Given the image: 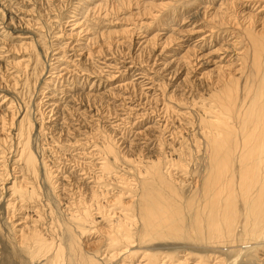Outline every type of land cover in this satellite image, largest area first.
<instances>
[{"label":"rangeland","instance_id":"1","mask_svg":"<svg viewBox=\"0 0 264 264\" xmlns=\"http://www.w3.org/2000/svg\"><path fill=\"white\" fill-rule=\"evenodd\" d=\"M241 1L0 0V121L6 126L0 132V231L19 223L16 231L35 227L48 241L64 243L66 212L90 205L97 217V209L119 192L110 183L135 184L134 174L141 176L144 165L158 159L189 192L208 176L209 139L225 142L209 127L222 118L238 142H264L261 124L238 117L225 103L235 95L234 109L244 113L260 104L252 98L253 80L264 77V47L259 73L250 60L252 41L241 31L251 21L250 33L263 44L264 10L235 6ZM246 91L249 106L243 105ZM217 97L224 100L220 107ZM23 110V142L44 164L35 173L21 170L15 157ZM108 145L120 160L117 173L105 175L99 157ZM14 180L22 190L34 189L38 199L10 197L6 190ZM89 227L73 228L77 244L104 251L106 238Z\"/></svg>","mask_w":264,"mask_h":264},{"label":"bare ground","instance_id":"2","mask_svg":"<svg viewBox=\"0 0 264 264\" xmlns=\"http://www.w3.org/2000/svg\"><path fill=\"white\" fill-rule=\"evenodd\" d=\"M262 3L264 2L261 0H242L239 5L235 6L259 8L258 12L262 13L264 10ZM251 25V21L245 23L241 33L244 36L247 33L250 42L252 41L254 55L250 58L253 65L251 66L259 71L263 62L260 61L262 58L259 51H262L261 45L264 47V43L261 44V38L259 37V40L256 35L250 33ZM242 62L244 63V61ZM243 63V66L248 67L245 65L247 62ZM249 64L251 63L249 62ZM251 76L249 77L251 78ZM255 76L253 79H258ZM261 76L264 75L261 73ZM253 81L257 85L254 90L256 93L252 95V98L254 96L260 98V104L251 105L244 110L245 113L240 112L239 109L242 107L234 109L235 95L233 92L234 96L229 97L227 101L231 103H225L229 105V109L227 108L229 111H237L238 117L247 116L245 120L248 119L251 124H261V133L264 135V77L259 79V82ZM244 84L246 85L247 82L245 81ZM247 91L244 93L243 105L248 104L245 101L248 99L250 91ZM217 100L220 107L224 100L221 97H217ZM19 117L21 120L18 121V126L16 125V130H14L18 133L20 146L17 147L15 157H18L17 161L22 164L21 170L35 173L40 166L43 169L44 164L43 162L37 163L32 150H29L27 144L23 142L25 140L24 132L21 131H25L23 129L27 125L22 127L21 123L26 122V112H22ZM219 118L221 119V117ZM0 122V132H3L1 130L5 126L4 119H1ZM209 127L217 128V131L223 133L226 139L225 142L219 141L220 139L215 136L209 139L211 151L208 154L212 163L209 164L208 176L202 183L190 187L189 192L186 193V190L183 189L184 181H180L179 184L172 181L173 178L170 177L172 174L167 173L161 159L153 164H143L144 174H141L143 173L141 171V176L134 174L135 184L125 182L124 178L120 185L115 182L110 183L111 187L119 192L109 200L108 206L98 204L100 207L97 206L99 207L97 217L94 216L95 212L92 214L87 208L90 205L84 206L86 208L82 211L79 209L77 214L66 212L68 215L66 217L63 215L65 218H61L64 219L63 223L68 226L64 243L48 241L45 237L46 240L43 238L45 235L42 236L41 231L37 232L38 229L35 230V227L33 229L25 228L27 226L24 225L16 231V226L19 223L15 225L11 222L10 231H0V264H132V261L137 258H141L138 264H192L189 262L191 258L196 260L194 264H236L235 261L239 255L247 249L249 250L245 259L242 258V264H259L260 262V264H264V251L261 252V255L257 252V250L264 249V142L256 140L250 146L244 145V142H238L232 136L235 130L228 127L223 118L220 124L211 123ZM19 138L22 139L19 140ZM3 140L1 139L2 142H4ZM102 155L104 157H99L100 160L104 159L102 162L100 161L101 171L106 172L105 175L108 172L110 174L111 172L117 173L116 164L120 160V156H117L114 148L108 145ZM122 159L125 158L122 157ZM15 181L7 188V194L10 197L14 195L34 201L32 200L36 194L34 189L29 188L33 191L22 190L18 185H15ZM95 193L94 197H96L97 191ZM103 194L102 198L105 196ZM124 196H127L128 200H124ZM35 198L37 197L35 196ZM99 222L106 226L98 227ZM85 225L90 226L88 229L95 228L100 235L102 234L106 238L107 244H105L104 251H86L82 249L81 244H77L78 241L72 230L73 228H85ZM13 230L14 234H12ZM10 235L13 236V241L10 240ZM167 240L170 243H167ZM245 245L247 248L244 250ZM105 250L109 254H104ZM256 252L260 255L257 258ZM20 254L25 258H22ZM63 257H66L65 262ZM18 261L20 262L18 263Z\"/></svg>","mask_w":264,"mask_h":264}]
</instances>
